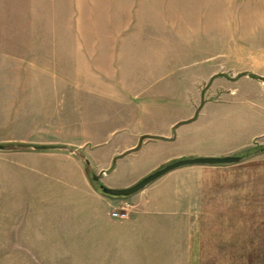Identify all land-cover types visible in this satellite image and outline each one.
<instances>
[{
    "label": "rangeland",
    "instance_id": "1",
    "mask_svg": "<svg viewBox=\"0 0 264 264\" xmlns=\"http://www.w3.org/2000/svg\"><path fill=\"white\" fill-rule=\"evenodd\" d=\"M165 1L0 0V264H264L263 150L126 197L92 180L134 184L202 156L170 157L194 142L264 140L257 83L210 95L228 69L218 47L162 48L177 38ZM49 141L69 148L30 147ZM123 199L129 216L111 217Z\"/></svg>",
    "mask_w": 264,
    "mask_h": 264
},
{
    "label": "crops",
    "instance_id": "2",
    "mask_svg": "<svg viewBox=\"0 0 264 264\" xmlns=\"http://www.w3.org/2000/svg\"><path fill=\"white\" fill-rule=\"evenodd\" d=\"M163 8L165 25L168 29L172 27V36H177L176 40L165 37L162 44L163 49L194 53L203 49H211L213 46L220 49V56L224 58L228 69L226 72L218 74L220 75L217 78L219 83L210 95H235L238 92L237 86L230 88L229 78L233 82L240 79L251 80L264 89V0H166ZM70 35L72 33L66 34L64 44L67 46L69 44L73 46L70 43L71 39L68 38ZM210 74L212 75V73ZM211 79H215L214 76ZM260 134L253 133L250 142L240 145L230 143L229 145L212 143L202 145L201 142H194L173 153L170 157L239 155L247 148L263 146L264 140L261 139L262 137L260 138ZM49 142L61 146L53 149L69 147L68 144L60 145L56 141ZM258 154L264 155V152ZM77 157L80 158L78 155ZM232 164L229 163V168ZM176 170L171 171L178 172ZM100 171L103 172L104 169ZM83 174L85 176V171ZM151 183L144 188H147ZM108 185L110 187H127L132 184ZM187 259L188 264H203L202 261L206 257H203L202 253L189 252Z\"/></svg>",
    "mask_w": 264,
    "mask_h": 264
},
{
    "label": "water",
    "instance_id": "3",
    "mask_svg": "<svg viewBox=\"0 0 264 264\" xmlns=\"http://www.w3.org/2000/svg\"><path fill=\"white\" fill-rule=\"evenodd\" d=\"M13 147L22 146L17 145L16 143L12 144ZM32 149L35 150H46V149H53L61 147L56 144H33L30 146ZM7 145L0 143V150L6 149ZM64 148H69L68 146H64ZM262 150L264 151V146L262 147ZM242 158L241 155L235 154V155H225V156H200V157H192V158H182L177 159L172 162H169L156 170L152 171L151 173L147 174L134 184L123 187V188H113L108 187L100 183L98 185L101 192L116 196V197H126L130 196L137 191L143 189L146 185L151 183L152 181L156 180L157 178L161 177L162 175L166 174L167 172L184 166V165H217V164H229L238 162ZM103 172H99L98 174H92V180L97 181L99 177L101 176Z\"/></svg>",
    "mask_w": 264,
    "mask_h": 264
},
{
    "label": "built area",
    "instance_id": "4",
    "mask_svg": "<svg viewBox=\"0 0 264 264\" xmlns=\"http://www.w3.org/2000/svg\"><path fill=\"white\" fill-rule=\"evenodd\" d=\"M132 207V203L127 199L120 200L119 204L113 207L110 212V215L111 217L116 219L127 218L131 212Z\"/></svg>",
    "mask_w": 264,
    "mask_h": 264
},
{
    "label": "trees",
    "instance_id": "5",
    "mask_svg": "<svg viewBox=\"0 0 264 264\" xmlns=\"http://www.w3.org/2000/svg\"><path fill=\"white\" fill-rule=\"evenodd\" d=\"M257 150H262V147H258V149H257V147H251V148L245 149L244 151L240 152L239 155H241L242 157L243 156H248L251 153L257 152Z\"/></svg>",
    "mask_w": 264,
    "mask_h": 264
},
{
    "label": "flooded vegetation",
    "instance_id": "6",
    "mask_svg": "<svg viewBox=\"0 0 264 264\" xmlns=\"http://www.w3.org/2000/svg\"><path fill=\"white\" fill-rule=\"evenodd\" d=\"M100 178V177H99ZM98 185L100 184L99 179L97 180Z\"/></svg>",
    "mask_w": 264,
    "mask_h": 264
}]
</instances>
